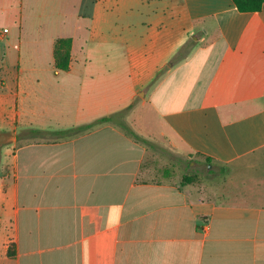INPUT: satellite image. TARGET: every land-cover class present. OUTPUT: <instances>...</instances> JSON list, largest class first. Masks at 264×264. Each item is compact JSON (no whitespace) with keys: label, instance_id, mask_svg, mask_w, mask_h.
Instances as JSON below:
<instances>
[{"label":"crops","instance_id":"crops-1","mask_svg":"<svg viewBox=\"0 0 264 264\" xmlns=\"http://www.w3.org/2000/svg\"><path fill=\"white\" fill-rule=\"evenodd\" d=\"M0 141V264H264V3L0 0Z\"/></svg>","mask_w":264,"mask_h":264},{"label":"trees","instance_id":"trees-1","mask_svg":"<svg viewBox=\"0 0 264 264\" xmlns=\"http://www.w3.org/2000/svg\"><path fill=\"white\" fill-rule=\"evenodd\" d=\"M232 2L239 12L252 13V12H258L261 9L264 3V0H232ZM70 49H71V39L70 38H60V39L55 40L54 45H53V64H54V68L56 71L65 72L69 70ZM131 107L132 105L127 107L123 111L117 113V115L120 118V120L117 121V123L124 131H126L127 134H129L137 142L152 148L154 146L153 143L136 135L124 123L123 117L129 112ZM113 117L114 116H105L90 124L75 128L74 130L78 132L85 131L87 129L93 128L96 125L110 122L112 121ZM24 133L29 135L31 138H44V135H45L42 131L32 129V128L26 129ZM56 134L59 136H64L66 135V132L60 131V132H57ZM0 158H1V153H0ZM206 163L209 164L210 163L209 160H206ZM195 178H196L195 175L194 176L184 175L182 178L181 184L182 185L189 184ZM10 249L11 247L9 248L7 255L9 257H12L13 253Z\"/></svg>","mask_w":264,"mask_h":264},{"label":"rangeland","instance_id":"rangeland-1","mask_svg":"<svg viewBox=\"0 0 264 264\" xmlns=\"http://www.w3.org/2000/svg\"><path fill=\"white\" fill-rule=\"evenodd\" d=\"M2 83V81H1ZM138 109V108H137ZM6 141V139H4ZM1 143V141H0ZM154 146L151 148L153 151H156L158 153H163L164 155H167L170 159H172L174 162H176L177 165L181 167V170L189 176L194 175H206V168L205 163L199 158H192L189 156H175L174 154H171L167 148H165L164 144H158L154 143ZM160 155V154H159ZM193 162L191 165L190 163Z\"/></svg>","mask_w":264,"mask_h":264},{"label":"built area","instance_id":"built-area-1","mask_svg":"<svg viewBox=\"0 0 264 264\" xmlns=\"http://www.w3.org/2000/svg\"><path fill=\"white\" fill-rule=\"evenodd\" d=\"M6 32H7V30H6V29H4V30H3V33H6Z\"/></svg>","mask_w":264,"mask_h":264}]
</instances>
